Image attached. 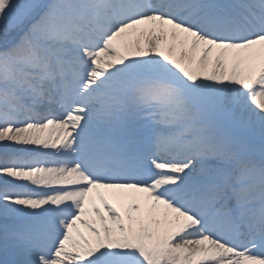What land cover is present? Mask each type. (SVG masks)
<instances>
[{"label":"snow or ice","instance_id":"obj_1","mask_svg":"<svg viewBox=\"0 0 264 264\" xmlns=\"http://www.w3.org/2000/svg\"><path fill=\"white\" fill-rule=\"evenodd\" d=\"M0 264H264V0H0Z\"/></svg>","mask_w":264,"mask_h":264},{"label":"bare ground","instance_id":"obj_2","mask_svg":"<svg viewBox=\"0 0 264 264\" xmlns=\"http://www.w3.org/2000/svg\"><path fill=\"white\" fill-rule=\"evenodd\" d=\"M3 38H4V33L2 30H0V41H2Z\"/></svg>","mask_w":264,"mask_h":264},{"label":"rangeland","instance_id":"obj_3","mask_svg":"<svg viewBox=\"0 0 264 264\" xmlns=\"http://www.w3.org/2000/svg\"><path fill=\"white\" fill-rule=\"evenodd\" d=\"M3 40V39H2Z\"/></svg>","mask_w":264,"mask_h":264}]
</instances>
